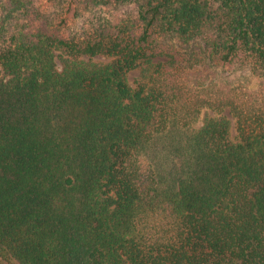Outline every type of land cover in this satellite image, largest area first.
Returning <instances> with one entry per match:
<instances>
[{
    "label": "trees",
    "instance_id": "1",
    "mask_svg": "<svg viewBox=\"0 0 264 264\" xmlns=\"http://www.w3.org/2000/svg\"><path fill=\"white\" fill-rule=\"evenodd\" d=\"M125 7L136 19L115 18ZM168 38L202 41L208 65ZM0 75L1 257L264 264V0H0ZM226 109L236 135L206 117L167 169L152 159L175 126Z\"/></svg>",
    "mask_w": 264,
    "mask_h": 264
},
{
    "label": "rangeland",
    "instance_id": "2",
    "mask_svg": "<svg viewBox=\"0 0 264 264\" xmlns=\"http://www.w3.org/2000/svg\"><path fill=\"white\" fill-rule=\"evenodd\" d=\"M113 15L115 18H118V20L132 21L136 19L137 11L135 7H125L115 11ZM76 26H78V24ZM76 26L73 25V27ZM163 44L178 50L186 59L187 65L192 69H204V67H206L209 63L205 54V45L200 40H197L195 43L188 46L177 41V39L168 38L163 41ZM111 60L112 59H107L105 57H98L94 59L96 62H109ZM156 63L157 61H153L151 64H144L137 70L133 71L128 77L131 87L136 88L138 83L146 81ZM205 73L208 75L209 81L220 82L223 81V79L228 78L231 80L232 85L237 83V79H235L234 75L226 77L230 74V71L228 70L211 68L209 70L207 69ZM244 77H246L249 86L252 88H257L259 83L263 81L261 78L251 76L249 73H246ZM8 78H6L5 81H7ZM221 116H226L231 121L232 133L233 135H236V119L230 115L228 109H226L222 114H217L210 110H203L198 120L194 122L191 127L184 129L182 127L175 126V128L172 129L173 131L169 133L170 135L162 136L156 144L152 145L149 149L152 159H154L155 163H158L162 168L167 169L171 162V155H169L170 148L179 142L181 137H186L199 130L206 117L220 118ZM0 264H18V262L14 259H4L0 256Z\"/></svg>",
    "mask_w": 264,
    "mask_h": 264
}]
</instances>
